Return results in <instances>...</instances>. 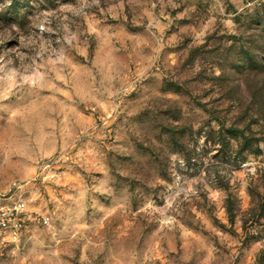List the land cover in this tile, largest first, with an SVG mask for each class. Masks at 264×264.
<instances>
[{"label": "rangeland", "instance_id": "1", "mask_svg": "<svg viewBox=\"0 0 264 264\" xmlns=\"http://www.w3.org/2000/svg\"><path fill=\"white\" fill-rule=\"evenodd\" d=\"M0 264H264V0H0Z\"/></svg>", "mask_w": 264, "mask_h": 264}, {"label": "built area", "instance_id": "2", "mask_svg": "<svg viewBox=\"0 0 264 264\" xmlns=\"http://www.w3.org/2000/svg\"><path fill=\"white\" fill-rule=\"evenodd\" d=\"M19 188L12 185L0 189V250L27 234L35 222L41 225L49 223L48 217L30 207Z\"/></svg>", "mask_w": 264, "mask_h": 264}]
</instances>
